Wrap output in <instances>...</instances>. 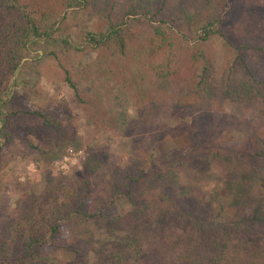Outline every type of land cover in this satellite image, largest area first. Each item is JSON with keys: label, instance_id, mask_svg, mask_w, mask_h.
<instances>
[{"label": "rangeland", "instance_id": "1", "mask_svg": "<svg viewBox=\"0 0 264 264\" xmlns=\"http://www.w3.org/2000/svg\"><path fill=\"white\" fill-rule=\"evenodd\" d=\"M18 1L25 9L58 15L52 38L28 43L5 85L6 100L0 102V126L6 114L12 124L0 136V225L21 217L26 206L42 207L46 191L59 200L71 193L82 200L86 193L85 205L73 217H87L83 228L92 240L88 245L62 221L54 239L40 247L43 256L67 264H112L105 251L125 247L130 240L129 233L112 223L134 207L124 194L107 207L99 203L109 175L145 161L150 144L155 145L151 168L169 169L168 154L185 156L191 137L204 129L206 113L214 114L211 124L218 127V143L224 146L264 140V103L244 100L240 88L249 78L237 62L240 52L254 76L264 78V0H215L225 16L224 37L212 34L197 44L209 64L206 83L200 86L190 50L184 49L175 74L158 86L143 79L151 65L140 56L120 57L85 46V35L106 23L94 0L73 8H65L64 0ZM62 37L70 40L68 54L62 52ZM65 69L77 91L65 79ZM201 148L189 150V157L177 163L178 184L209 203L208 210H215L212 217L225 223L239 207L264 217V156L246 153L247 147L240 149L245 155L226 157L219 148ZM90 211L105 219L85 215ZM260 246L247 240L234 243L232 250L236 255L250 252L254 262L249 264H264ZM232 258L221 264H235Z\"/></svg>", "mask_w": 264, "mask_h": 264}, {"label": "trees", "instance_id": "2", "mask_svg": "<svg viewBox=\"0 0 264 264\" xmlns=\"http://www.w3.org/2000/svg\"><path fill=\"white\" fill-rule=\"evenodd\" d=\"M85 1L88 0H64L63 4L65 8H73ZM152 1L94 0V8L106 23L99 31L85 35V46L96 45L110 55L120 57L129 54L140 56L149 62L148 66L151 65L144 72L143 79L158 86H163L175 74L176 64H180L184 49L190 50L195 61L197 85L206 83L209 64L197 44L212 34L224 37L221 26L225 16L216 9L219 1L158 0L157 6ZM105 5L108 8H104ZM41 10L25 9L18 0H0L1 103L6 100L5 85L24 58L28 43L36 37L44 40L52 38L51 31L58 14L54 17L53 13H46L48 10ZM14 14L18 16L13 17ZM54 28L60 30V26ZM60 43L62 52L68 54L70 40L62 37ZM238 54L237 62L249 78L242 81L240 88L244 100L264 103V78H256L244 56L240 52ZM170 55L172 58L168 61ZM65 76L68 84L77 91L66 69ZM213 116V113H206L204 129L191 137L185 156L172 157L171 153L168 154L169 169L161 171L151 168L155 145L150 144L146 147L145 161L127 166L121 172L112 171L109 175L106 195L98 197L99 203L107 207L109 201L124 194L134 207L130 215L118 217L112 223L130 235L127 246L105 251L111 257L112 264H221L232 258V254L236 255L232 250L234 243L248 240L257 249L260 245L264 246L261 242L264 238L263 216H252L239 207L225 223L224 218L212 217L215 210H208L209 203L178 184L177 163L181 164L184 158L189 157V150L193 148L202 147L201 150L205 151L219 148L217 151L222 150L221 155L226 157L227 154L245 155L246 150L240 149L247 147L246 153L264 156V140H252L234 147L224 146V142L218 143L222 140L218 139L221 138L218 127L211 124ZM11 129L10 115L6 114L0 126V136ZM158 139L160 137L156 136ZM86 195L83 193L84 197L80 200L75 193H71L59 200L58 195L46 191L42 207L34 209L33 206H26L21 217H10L1 224L0 264H67L43 256L39 250L54 239L62 221H66L74 234L91 245L92 240L83 228L87 217H73V213L85 205ZM85 215L93 217L101 213L90 211ZM236 256L232 258L235 264L254 262L250 252L246 255L238 252Z\"/></svg>", "mask_w": 264, "mask_h": 264}]
</instances>
